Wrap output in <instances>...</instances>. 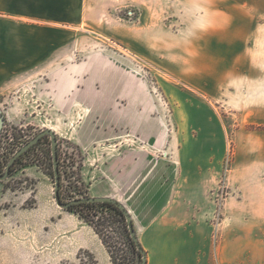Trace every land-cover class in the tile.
I'll use <instances>...</instances> for the list:
<instances>
[{
	"label": "crops",
	"instance_id": "obj_1",
	"mask_svg": "<svg viewBox=\"0 0 264 264\" xmlns=\"http://www.w3.org/2000/svg\"><path fill=\"white\" fill-rule=\"evenodd\" d=\"M127 9L136 17L121 20ZM262 28L264 0H0V87L49 70L61 98L86 104L75 137L83 180L91 195L128 210L145 264H264V128L244 131L264 126V55L253 43ZM95 34L198 97L163 82L184 104L165 125L133 61L100 47ZM215 104L237 115L239 177L256 203L245 213L237 196L229 200L213 246L210 192L225 151ZM76 230L77 249L111 264L90 225Z\"/></svg>",
	"mask_w": 264,
	"mask_h": 264
},
{
	"label": "rangeland",
	"instance_id": "obj_2",
	"mask_svg": "<svg viewBox=\"0 0 264 264\" xmlns=\"http://www.w3.org/2000/svg\"><path fill=\"white\" fill-rule=\"evenodd\" d=\"M128 11L131 13L128 14ZM120 15L121 20L136 17L133 9L122 11ZM94 36L99 40L100 47L114 48L119 55L133 61L139 76L147 80L150 95L161 106L165 125L173 126L172 112L184 104L166 92L163 82L186 93L190 101L194 99L191 97H198V93L191 88L171 80L157 68L141 63L137 56L114 40L96 34ZM254 42L263 56L264 37ZM50 74L49 70L29 72L18 85L0 87V109L5 118L0 133V174L22 145L41 130L51 128L57 137L63 200L81 197L76 192L77 188L79 191L86 190L89 196H94L91 195L92 187L83 180L81 170L84 153L75 142L77 126H81L86 104L83 106L78 103L74 95L61 98L57 94L58 88L51 85ZM215 105L211 108L223 121L225 151L219 161L220 171L215 185L210 192L213 206V246L221 237L223 227L220 223L226 203L237 196L243 201L245 213L251 211L256 203L252 192L247 190L251 182H242L239 177L240 169L236 160L240 153L236 135L239 129L237 115L221 109L219 104ZM199 112L207 114L209 109L203 105ZM263 128L264 126L249 124L244 131ZM252 156L251 150L241 153L243 160ZM89 176L93 177L91 173ZM53 185L50 138L44 136L39 144L19 158L10 175L5 180H0V264H92L86 249H77L74 245L77 225L87 223L77 213L56 205ZM259 185L264 196V173L259 175ZM85 213L95 220L98 216L102 217L99 212ZM123 223L118 217H109L107 239L118 264H135L138 258L133 253ZM109 261L112 264L110 257Z\"/></svg>",
	"mask_w": 264,
	"mask_h": 264
},
{
	"label": "trees",
	"instance_id": "obj_3",
	"mask_svg": "<svg viewBox=\"0 0 264 264\" xmlns=\"http://www.w3.org/2000/svg\"><path fill=\"white\" fill-rule=\"evenodd\" d=\"M44 136H48V135H44ZM44 136H42L35 144H33L30 148H28L25 152H23L18 158H16V160L10 166V170H9L10 173L13 171V167H14L15 163L19 160V158L22 155L26 154L34 146L39 144ZM58 170H59V177H60L59 195H60L61 200L64 201L63 200L64 197H63L62 191H61L62 177H61V172H60L59 166H58ZM76 192L79 193L81 197H89L86 190L79 191V189L77 188ZM81 197H78V198H81ZM74 199H76V198H74ZM67 210L77 213L79 215V217L81 219H83V221H85L88 225H90L93 228L95 233L99 236L102 244L106 248L112 264H118V263H117V257L114 254L112 246L107 239V235H106V232H108L107 222H108L109 217L120 218L124 222L123 223L124 224L123 225L124 230H125L126 235L128 237V240H129L130 246L133 250V253H135V255L138 258V260L135 264H140L142 256H145V251L143 250V248L140 246L139 243H138V245L140 246V249H138L137 244L130 238L124 214H123L122 210L117 206L116 201L78 202V203L71 204L67 208ZM86 211L87 212H93L94 214L99 212V213H101L102 217L98 216L97 219L95 220L94 217H91L89 214L85 213ZM85 251L88 254V256L90 257L91 263L97 264L96 258L94 257V255L88 250H85Z\"/></svg>",
	"mask_w": 264,
	"mask_h": 264
},
{
	"label": "water",
	"instance_id": "obj_4",
	"mask_svg": "<svg viewBox=\"0 0 264 264\" xmlns=\"http://www.w3.org/2000/svg\"><path fill=\"white\" fill-rule=\"evenodd\" d=\"M4 115L2 114V111L0 109V133L2 130V126L4 123ZM48 135L50 138V146H51V155H52V164H53V176H54V185H53V197L54 201L57 206L60 208L67 210V208L73 204L78 202H88V201H116L117 206L122 210L126 224L127 229L129 232L130 238L137 244V248L140 249V246L138 245L137 237L135 234V229L133 226V221L131 218V215L129 214L128 210L118 202L117 200L108 197V196H89V197H81L76 199H71L69 201H62L59 195V185H60V177H59V170H58V154H57V137L53 129L51 128H45L38 132L33 138H31L29 141H27L24 145H22L8 160L6 165V170L3 174H0V180H5L9 175V168L11 164L18 158L23 152H25L28 148H30L33 144H35L42 136ZM145 256H142L140 264H145Z\"/></svg>",
	"mask_w": 264,
	"mask_h": 264
},
{
	"label": "flooded vegetation",
	"instance_id": "obj_5",
	"mask_svg": "<svg viewBox=\"0 0 264 264\" xmlns=\"http://www.w3.org/2000/svg\"><path fill=\"white\" fill-rule=\"evenodd\" d=\"M7 165V164H6ZM6 165H5V167H4V171H3V173L5 172V170H6ZM9 170H10V168H9Z\"/></svg>",
	"mask_w": 264,
	"mask_h": 264
},
{
	"label": "built area",
	"instance_id": "obj_6",
	"mask_svg": "<svg viewBox=\"0 0 264 264\" xmlns=\"http://www.w3.org/2000/svg\"><path fill=\"white\" fill-rule=\"evenodd\" d=\"M131 13V11H128V14H130Z\"/></svg>",
	"mask_w": 264,
	"mask_h": 264
}]
</instances>
